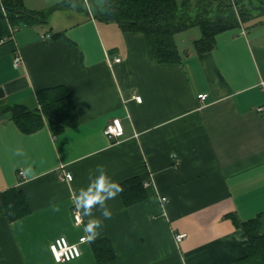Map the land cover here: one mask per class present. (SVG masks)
<instances>
[{
  "label": "crops",
  "instance_id": "0c3cea01",
  "mask_svg": "<svg viewBox=\"0 0 264 264\" xmlns=\"http://www.w3.org/2000/svg\"><path fill=\"white\" fill-rule=\"evenodd\" d=\"M24 3L58 9L0 46V264H98L94 242L67 263L49 250L56 238L76 244L85 236L91 217L75 224L74 196L97 165L119 184L141 179L147 195L131 207L120 194L108 200L111 219L93 209L103 221L95 242L115 251L107 264H238L247 256L243 223L259 217L264 234V15L218 34L203 57L193 49L201 30L191 27L197 34L175 37L181 63L158 64L143 34L95 19L83 0ZM58 86L73 97L77 126L55 135L45 120L21 132L9 109L37 111L38 93ZM116 118L118 141L105 135ZM17 147L26 155L14 156ZM29 165L32 175L22 178ZM12 188L30 208L14 222L1 200ZM178 234L186 235L180 244Z\"/></svg>",
  "mask_w": 264,
  "mask_h": 264
},
{
  "label": "trees",
  "instance_id": "16d2710c",
  "mask_svg": "<svg viewBox=\"0 0 264 264\" xmlns=\"http://www.w3.org/2000/svg\"><path fill=\"white\" fill-rule=\"evenodd\" d=\"M25 0H0V41L11 37V29H21L47 24L55 9L31 11ZM88 0L95 19L117 23L123 31L141 33L145 37L149 57L158 64H178L182 56L175 37L191 28L199 27L201 37L193 41V49L199 57L205 56L216 46L218 34L240 26L254 15H264V0ZM247 1V3H246ZM64 7H67L64 6ZM62 38L64 34H55ZM8 42V41H7ZM6 42V43H7ZM0 46H2L0 44ZM40 109L29 111L22 106L9 109L12 121L25 134L34 133L45 125V120L55 135L74 128L78 113L70 91L64 86L38 93ZM125 207L143 202L147 195L143 181L131 178L120 184ZM5 216L10 222L24 218L30 208L22 191L15 188L1 194ZM247 237V256L238 264H264V234L259 217L243 223ZM98 264L115 259V251L107 240L92 244Z\"/></svg>",
  "mask_w": 264,
  "mask_h": 264
},
{
  "label": "clouds",
  "instance_id": "9594fccd",
  "mask_svg": "<svg viewBox=\"0 0 264 264\" xmlns=\"http://www.w3.org/2000/svg\"><path fill=\"white\" fill-rule=\"evenodd\" d=\"M84 6L91 7L88 0H84ZM13 155L23 157L26 153L22 148L17 147L13 150ZM33 169L31 165L22 170L25 176H31ZM89 184L87 188H81L74 196L75 208L80 216L91 217L84 226L85 236L82 238L88 243H93L101 235L103 221L94 217L93 209L101 213L104 219H111L112 213L107 207V201L124 191L123 187L116 181L112 180L102 165L97 167L89 174ZM59 211L58 208H54ZM79 219V216H78Z\"/></svg>",
  "mask_w": 264,
  "mask_h": 264
},
{
  "label": "built area",
  "instance_id": "2783aa9c",
  "mask_svg": "<svg viewBox=\"0 0 264 264\" xmlns=\"http://www.w3.org/2000/svg\"><path fill=\"white\" fill-rule=\"evenodd\" d=\"M233 5H235L234 0H230ZM84 3V0H83ZM89 4V3H88ZM89 8V7H88ZM18 31V29H11V37L10 40L13 38L14 34ZM9 39H3L0 41V44H5ZM121 60L116 59L115 62L119 63ZM22 64L21 57L17 56L14 60V66L17 68ZM138 103H141L142 98L140 96L133 97ZM199 99L204 101L206 99V95L199 96ZM263 109L260 108L259 112H262ZM105 135L109 137L112 140L118 141L124 136V128L122 125V122L120 119H112L110 123L107 125L105 129ZM20 176L24 178V175L22 172H20ZM65 179L71 181L72 176L70 174H67L65 176ZM166 198H162V202H166ZM79 216V219H78ZM74 221L76 225H81L83 223L82 216L78 214V212H75L74 214ZM185 234H178L175 236V240L177 244H180L183 239L185 238ZM86 243L85 240L82 238L79 240L78 243L73 244L70 243L69 240L65 237H59L52 241V243L49 246V250L51 252V255L56 263H67L74 260L79 259L82 256V251L80 248V245Z\"/></svg>",
  "mask_w": 264,
  "mask_h": 264
},
{
  "label": "rangeland",
  "instance_id": "374dc122",
  "mask_svg": "<svg viewBox=\"0 0 264 264\" xmlns=\"http://www.w3.org/2000/svg\"><path fill=\"white\" fill-rule=\"evenodd\" d=\"M254 3H256V0H254L253 1ZM246 3H247V1H246ZM87 9V8H86ZM261 17H263V16H261ZM194 28V27H193ZM193 28H190L188 31H183V32H181V33H179V34H182V35H180V36H184V37H186V38H188L191 34H197L196 32H198L197 30V28H195V29H193ZM193 30H195V31H193ZM180 38V37H179ZM180 41V40H179Z\"/></svg>",
  "mask_w": 264,
  "mask_h": 264
}]
</instances>
